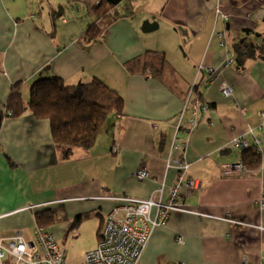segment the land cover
Here are the masks:
<instances>
[{
    "label": "crops",
    "instance_id": "1",
    "mask_svg": "<svg viewBox=\"0 0 264 264\" xmlns=\"http://www.w3.org/2000/svg\"><path fill=\"white\" fill-rule=\"evenodd\" d=\"M118 7V18L87 38L96 17L80 4L0 0V109L12 85L26 100L31 84L49 75L67 84L98 77L123 97L94 144L68 157L49 120L29 110L2 119L0 235L30 234L34 213L46 208H59L71 227L90 214L102 225L119 203L113 197L164 202L183 159L184 178L198 187L180 188L182 209L153 229L137 264H264V0H122ZM240 42L255 52L243 55ZM141 55L157 65L162 59V73L153 76L144 60L128 65ZM222 81L232 95L221 93ZM241 136L258 149V167H245L241 147L231 145ZM140 168L150 177L137 180ZM66 224L52 234L67 233Z\"/></svg>",
    "mask_w": 264,
    "mask_h": 264
},
{
    "label": "trees",
    "instance_id": "2",
    "mask_svg": "<svg viewBox=\"0 0 264 264\" xmlns=\"http://www.w3.org/2000/svg\"><path fill=\"white\" fill-rule=\"evenodd\" d=\"M68 1L92 10L96 20L85 30V37L94 38L118 18V6L122 0ZM239 49L243 50V55H247L254 53L256 46L240 42ZM145 56L130 60L128 65L144 60V66L149 67L153 76L162 73L163 60L157 65L153 59L148 60ZM122 104L123 97L98 77L67 84L59 76L49 75L40 77L31 84L26 100L19 83L11 86L4 107L0 109V125L3 118L17 117L29 110L36 119L49 120L54 143L64 148L63 152L68 157L74 147H91L109 112L120 110ZM240 154V161L245 167L259 166L260 153L257 148L246 146L241 149ZM34 216L35 224L43 227L67 220L59 208L42 209L35 212ZM78 221L79 218L73 223Z\"/></svg>",
    "mask_w": 264,
    "mask_h": 264
},
{
    "label": "built area",
    "instance_id": "3",
    "mask_svg": "<svg viewBox=\"0 0 264 264\" xmlns=\"http://www.w3.org/2000/svg\"><path fill=\"white\" fill-rule=\"evenodd\" d=\"M207 70L210 72L212 68L207 67ZM220 90L225 96L233 93L232 85L226 81L220 83ZM192 116L189 124L193 126L197 118L196 106ZM260 118L264 122V112H260ZM255 144L259 145L258 139H255ZM231 145L242 149L247 146V142L241 136L234 138ZM187 166L188 163L183 159L178 162L175 179L164 202L152 197H113L119 203L104 216L100 239L93 249L85 253L82 264H137L153 229L166 222L170 211L182 209L178 200L180 188L183 185L187 188L198 187L197 180L184 178ZM132 175L140 181L150 177L146 168H140ZM153 207L155 212L152 215ZM0 264L69 263L66 261V250L58 245L55 236L45 227L35 224L30 234L17 230L9 237L0 235ZM166 264L186 263L174 261Z\"/></svg>",
    "mask_w": 264,
    "mask_h": 264
},
{
    "label": "rangeland",
    "instance_id": "4",
    "mask_svg": "<svg viewBox=\"0 0 264 264\" xmlns=\"http://www.w3.org/2000/svg\"><path fill=\"white\" fill-rule=\"evenodd\" d=\"M63 222L67 223V221ZM100 222L101 217L98 215H85L80 221L73 223L71 227L70 223L66 224L67 233L56 232L55 235L53 234L58 245L66 250V261L69 264H82L85 253L97 245L96 242L101 235L102 229ZM60 223L61 221L47 224L45 229L51 232V228L53 226L56 227ZM32 227L30 231H33Z\"/></svg>",
    "mask_w": 264,
    "mask_h": 264
}]
</instances>
